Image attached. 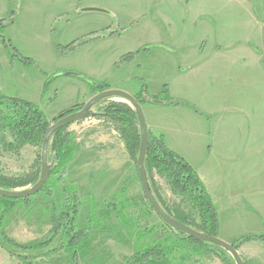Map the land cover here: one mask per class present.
Here are the masks:
<instances>
[{"label":"crops","instance_id":"crops-1","mask_svg":"<svg viewBox=\"0 0 264 264\" xmlns=\"http://www.w3.org/2000/svg\"><path fill=\"white\" fill-rule=\"evenodd\" d=\"M242 6L251 12L246 34L220 38L216 7L206 0H27L8 33L24 55L43 60L28 66L0 52V92L38 104L51 118L90 97L88 85L72 76L46 89L48 74L58 71H77L131 95L143 82L154 95L168 85L171 97L209 117L143 104L148 129L197 170L218 208L221 239L264 233V13L257 14L264 3ZM111 31L121 33L62 51L65 43ZM144 47L150 48L137 52ZM132 52L134 58L121 60ZM239 218L254 230L240 232L248 227ZM0 264L22 263L0 246ZM35 264H70V257L59 252Z\"/></svg>","mask_w":264,"mask_h":264},{"label":"trees","instance_id":"trees-1","mask_svg":"<svg viewBox=\"0 0 264 264\" xmlns=\"http://www.w3.org/2000/svg\"><path fill=\"white\" fill-rule=\"evenodd\" d=\"M16 18V11H14L9 20L0 19V41L8 48L12 56L23 64L28 66L37 65L31 57L19 53L11 40L3 34L5 28L12 25L16 21ZM110 33L120 34L121 32L111 31L102 35H92L87 39L72 42L65 47L61 46L62 51L63 53H68L88 40ZM149 48L144 47L137 52ZM135 54V52L128 53L121 60H131ZM62 75L72 76L84 81L90 89V96L110 88L107 82L96 81L86 74L77 71L64 70L48 76L45 85L46 89L52 80ZM134 96L141 105L183 106L202 116H207L199 107L187 101L171 97L168 85H165L159 94L154 95L150 92L147 83L143 82L140 92ZM112 99L105 98L99 101L92 108L91 116H97L114 123L116 129L125 139L131 156L137 158L141 142V129L137 111L131 103ZM84 103L78 102L62 110L54 118H60L78 111L83 107ZM53 119L50 120L38 104L0 92V148L4 146L9 148V150L18 152L26 143L38 146L42 145L43 138L48 128L52 125ZM68 126L55 132L51 138L49 145L51 173L42 190L38 192L44 193L51 202L50 218L52 229L48 238L29 244H20L8 237L6 232L0 234V246L6 249L11 256L18 258L22 264H34L35 259L48 256L58 250L68 252L72 258V264H77L85 241L95 229H102V227H99L100 223H102V217L104 218L111 214H116L115 216L121 219L125 227L131 229V225L129 224L130 216L125 213L128 208L127 200L112 201L98 208H94L93 203H90V216L88 227L86 228H79L75 224L76 215L79 211L77 205L79 197L76 191L71 192L73 188L70 189L69 186H65L62 189L60 200L66 204L67 209L62 211L57 207L53 191L63 181L59 170L74 158L78 149L74 137L66 131ZM148 132L149 145L145 158V166L153 194L170 216L187 224L198 232L218 237L220 233L218 208L197 170L182 155L167 145L163 134H153L150 129H148ZM8 135L11 136V139L8 138ZM153 171L165 177L171 184L174 193L180 196L178 203L170 206L164 203L163 199L157 195L153 185ZM55 173H58L59 177L50 185L51 177ZM39 174L40 162H35L33 171L19 176L6 175L0 169V188L13 190L29 184L34 185L39 180ZM29 198L12 199L0 196V227L5 225L4 220L13 204L20 200L28 202L27 199ZM142 199L146 207L152 208L144 193L142 194ZM97 214L99 219L96 221ZM163 223L166 224L164 221ZM167 226L172 230L174 236L171 235L164 239L158 238L142 247H138L125 264H183L195 255L206 256L209 254H215L222 261L232 263V255L223 247L209 241H199L184 232L178 231L169 225ZM153 231V227H145L143 231L138 232V241L141 238H150ZM256 240H264V233L243 234L233 241L232 245L239 250L244 243ZM193 262L192 264H199L197 259L193 260Z\"/></svg>","mask_w":264,"mask_h":264},{"label":"rangeland","instance_id":"rangeland-1","mask_svg":"<svg viewBox=\"0 0 264 264\" xmlns=\"http://www.w3.org/2000/svg\"><path fill=\"white\" fill-rule=\"evenodd\" d=\"M255 2L264 3V0H206L207 5L216 7L215 17L220 20L216 35L224 38L235 31H238L240 35L246 34L251 12L248 7L242 5L246 6ZM26 5L27 0H0V19L9 20L12 13L16 11L17 18L12 24L14 25L22 16ZM257 12V14H263L264 10ZM12 25L6 27L3 34L11 40L18 52L24 55L8 33V28ZM68 44L65 43L62 46L65 47ZM242 44L243 46L246 45L244 42ZM0 52L7 58L12 56L1 41ZM32 59L37 65L39 61L43 60L42 58ZM54 80L49 83V87ZM107 83L109 84V82ZM112 100L127 102L119 98ZM56 107L59 108V106ZM46 112L50 116L49 111ZM52 118L54 117L49 119ZM66 131L72 134L78 149L74 158L59 170L63 181L53 191L57 207L62 211L67 209L66 204L60 200L62 189L65 186H69L70 189L73 188L71 192L76 191L79 197L77 203L79 211L76 215L75 224L79 228H86L90 216V203H93L94 208H98L112 201L127 200L128 208L125 213L130 216L129 224L131 225V229H127L121 219L115 216L116 214L102 217V223L99 225L102 229H95L90 234L80 252L77 264H125L138 247H142L158 238L164 239L174 234L163 223V220L153 208L146 207L144 204L142 199L144 191L137 166L138 155L137 158L131 156L125 139L116 129L114 123L92 116L88 120L70 124ZM8 138L11 139V136L8 135ZM41 146L26 143L18 152L2 146L0 148V169L6 175L19 176L33 171L35 162H40L41 173ZM153 176L154 188L157 195L163 199V202L170 206L178 203L180 196L174 193L167 179L157 174L156 171H153ZM57 177H59L58 173L52 175L50 185L54 183ZM30 186L33 185L29 184L13 190H23ZM27 200L28 202L20 200L13 204L4 220L5 225L0 227V234L6 232L8 237L20 244H29L27 241L35 238L37 239L33 242L47 239L52 229L50 199L44 193H36ZM83 208L87 210L85 209L82 212ZM83 219L86 223L84 226L81 225ZM95 219L96 221L99 219L98 214ZM241 220V228L244 226L248 228H244L240 232L254 230L248 219L239 218V221ZM145 227H153L154 231L151 233L150 238H141L138 241V232L143 231ZM7 229H9V233ZM1 231L3 232L1 233ZM245 232L239 234V236ZM1 237L3 238V236ZM59 252L66 253L70 257V264H72V258L68 252L58 250L55 253ZM239 252L245 264H264V240H256L255 243L248 241L240 247ZM195 259L199 261V264H236L234 258L232 263H228L222 261L215 254L195 255L183 264H192Z\"/></svg>","mask_w":264,"mask_h":264},{"label":"water","instance_id":"water-1","mask_svg":"<svg viewBox=\"0 0 264 264\" xmlns=\"http://www.w3.org/2000/svg\"><path fill=\"white\" fill-rule=\"evenodd\" d=\"M105 98H113V99L119 98L122 100H126L127 102H130L137 111L138 121L141 129V142H140L139 154L137 159V166H138L139 176L144 194L147 200L149 201V203L151 204L153 210L159 215V217L167 225L171 226L172 228L184 232L199 241H209L215 243L223 247L227 251H229L232 257L235 259L236 264H245L244 260L240 255L239 250L234 248L232 243L224 241L219 236L216 237L196 231L187 224L170 216L161 206L160 202L152 192L145 166V158L149 145V132H148V126L146 123L145 115L142 109V105L138 102V100L134 95H131L130 93L123 91L121 89L109 88L107 90L94 94L84 103L83 107L80 110L69 113L60 118H54L52 125L48 128L43 138V142L41 146V173L39 180L33 186H30L23 190H7L0 188V196L12 198V199H20V198L30 197L41 191L44 185L46 184L47 180L49 179L51 173V167L49 164V145L54 133L67 125L79 121H84L92 117L91 116L92 108L99 101Z\"/></svg>","mask_w":264,"mask_h":264}]
</instances>
